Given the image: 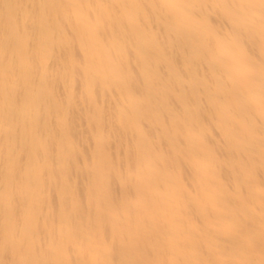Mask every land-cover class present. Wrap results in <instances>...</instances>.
Wrapping results in <instances>:
<instances>
[{
	"label": "bare ground",
	"instance_id": "obj_1",
	"mask_svg": "<svg viewBox=\"0 0 264 264\" xmlns=\"http://www.w3.org/2000/svg\"><path fill=\"white\" fill-rule=\"evenodd\" d=\"M0 264H264V0H0Z\"/></svg>",
	"mask_w": 264,
	"mask_h": 264
}]
</instances>
